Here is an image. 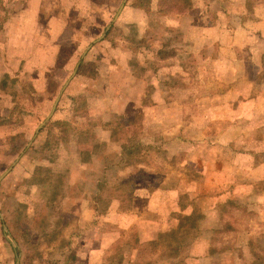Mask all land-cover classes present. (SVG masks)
<instances>
[{
	"label": "rangeland",
	"instance_id": "rangeland-1",
	"mask_svg": "<svg viewBox=\"0 0 264 264\" xmlns=\"http://www.w3.org/2000/svg\"><path fill=\"white\" fill-rule=\"evenodd\" d=\"M123 1L0 0V264H264V0Z\"/></svg>",
	"mask_w": 264,
	"mask_h": 264
},
{
	"label": "crops",
	"instance_id": "crops-1",
	"mask_svg": "<svg viewBox=\"0 0 264 264\" xmlns=\"http://www.w3.org/2000/svg\"><path fill=\"white\" fill-rule=\"evenodd\" d=\"M186 162H187V164H189L188 160H187ZM191 168H193V167H191ZM137 183H139V182H137ZM139 190H141V189L139 188V186L135 187V196H136L137 199H140L142 196H145V197H149V196H151V195H148V194H147V196H146V194L143 193V192H142V195H141V194H140L141 191H139ZM115 201H117V200H115ZM173 227H174V226H173ZM176 228H177V227H176ZM161 230H164V229H161ZM165 230H166V229H165Z\"/></svg>",
	"mask_w": 264,
	"mask_h": 264
},
{
	"label": "water",
	"instance_id": "water-1",
	"mask_svg": "<svg viewBox=\"0 0 264 264\" xmlns=\"http://www.w3.org/2000/svg\"><path fill=\"white\" fill-rule=\"evenodd\" d=\"M124 1H125V0H124ZM124 1H123V2H124ZM122 6H123V4L121 5V7H120L119 11L121 10ZM119 11H118V12H119ZM116 17H117V16H116ZM108 27H109V26H108ZM108 27L106 28V30L108 29ZM103 36H104V35H103ZM103 36H102V37H103ZM102 37H101V38H102ZM66 84H67V83H65V85H66ZM56 102H57V101H56ZM56 102L54 103V106H53V109H52V111H53V110H54V108H55ZM40 126H41V125H39V127H38V128H40ZM1 177H3V175H2ZM1 177H0V179H1Z\"/></svg>",
	"mask_w": 264,
	"mask_h": 264
},
{
	"label": "trees",
	"instance_id": "trees-1",
	"mask_svg": "<svg viewBox=\"0 0 264 264\" xmlns=\"http://www.w3.org/2000/svg\"><path fill=\"white\" fill-rule=\"evenodd\" d=\"M188 219H190V218H188ZM194 219V218H193ZM192 224H194L195 225V223L193 222Z\"/></svg>",
	"mask_w": 264,
	"mask_h": 264
}]
</instances>
